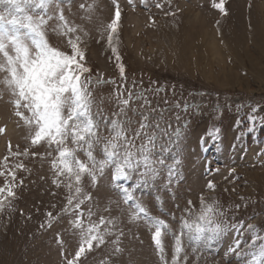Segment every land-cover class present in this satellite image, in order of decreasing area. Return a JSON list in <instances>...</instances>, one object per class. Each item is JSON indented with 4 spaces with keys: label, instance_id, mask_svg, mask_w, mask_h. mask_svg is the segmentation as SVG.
<instances>
[{
    "label": "rangeland",
    "instance_id": "rangeland-1",
    "mask_svg": "<svg viewBox=\"0 0 264 264\" xmlns=\"http://www.w3.org/2000/svg\"><path fill=\"white\" fill-rule=\"evenodd\" d=\"M219 2L56 0L45 17H52L45 27L53 47L70 53L68 38L80 36L83 63L90 69L81 79L90 78L93 111L100 112L101 120L128 121L124 127L129 138L141 131L131 148L133 159H141L140 166L120 183L134 189L150 216L169 225L171 231L163 237L169 264L175 253L173 234H179L182 219L195 221L202 195L207 202L218 203L220 219L232 227L210 248L183 237L180 264H246L249 257L229 248L237 238L251 242L254 234L264 236V0H224L227 14L213 6ZM6 7L0 5V11ZM60 10L75 32L64 34ZM117 10L110 47L107 26ZM4 75L0 73V128L5 129L0 133V170L7 175L3 167L7 157L16 186L15 198L0 211V264H66L80 240L70 222L75 213L62 211L69 195L67 180L52 168L54 145H31L29 128L14 115ZM129 93L130 104L114 117ZM249 117H254V127ZM142 123L148 126L141 130ZM215 129L219 133L213 139ZM100 134L110 137V127L102 124ZM141 145L150 149L145 154L156 168L154 176L142 175L146 169ZM25 148L28 155H15ZM78 155L86 159L82 152ZM95 155L103 158L99 147ZM17 164L24 167L17 169ZM54 179L64 183L57 187ZM210 182L214 191L207 187ZM4 183L5 177H0V186ZM81 183L92 196L81 205L85 215L90 207L93 221L104 216L117 223L108 226L112 234L105 236V243H93L77 264H162L152 239L154 228L146 219L131 218L134 209L131 202L124 203L111 168L96 185L87 176ZM48 212L54 217L51 227ZM241 249L251 251L243 243Z\"/></svg>",
    "mask_w": 264,
    "mask_h": 264
},
{
    "label": "snow or ice",
    "instance_id": "snow-or-ice-1",
    "mask_svg": "<svg viewBox=\"0 0 264 264\" xmlns=\"http://www.w3.org/2000/svg\"><path fill=\"white\" fill-rule=\"evenodd\" d=\"M56 3V0H0V5H6L0 11V73H4L2 83L11 94V104L14 115L29 128V138L32 146L41 143L51 148L55 146L56 156L52 159V168L57 177H65L67 183L65 187L69 190L67 205L62 211L75 213L70 221L73 228L79 231V247L72 258H65L66 264H77L86 250L91 251L93 243L99 246L105 243V236L111 235V228L115 227L117 221L114 218L100 216L97 221H93V211L89 207L85 215L81 205L85 201L92 200L90 193H86L82 188V179L87 176L92 185H96L104 175L106 168H111V176L114 185L121 189L124 203L131 202L134 211L131 218L148 220L154 232L153 242L160 256L162 264H169L165 259V246L163 237L170 233V227L166 221L149 215L147 208L136 199L134 189L121 184V181L129 179L131 171L140 166L141 159H133L131 148L134 147L133 140L141 135V131L136 132V136L129 138L124 127L128 121L100 118V112L93 111L94 100L88 85L90 78L81 79L84 73L89 72L84 61V51L81 48L82 40L80 36L69 37L68 45L71 52H64L58 47L50 45L46 36L47 15L49 7ZM224 0L213 6L227 14L224 7ZM157 7L162 5L157 4ZM29 9L32 10L30 14ZM43 10L40 14L36 10ZM173 14L174 13H170ZM59 20L63 22L62 27L65 33L75 32L76 29L68 26L65 21L63 11H59ZM119 11L115 13V19L107 27L110 29L108 43L112 45V34L117 31V21ZM113 48V52H115ZM120 60L119 55L116 56ZM120 73L123 76L124 67L119 65ZM99 82V81H97ZM114 83V81H113ZM159 90V89H157ZM132 94L121 100L124 106L119 116L124 113L125 108L130 104ZM188 106H185L187 111ZM147 117H145V120ZM254 127V117H249ZM105 124L111 129V136L105 137L100 134L101 125ZM148 125L140 124V129ZM253 128L250 127L249 131ZM5 129L0 128V133ZM218 136L219 129L214 130ZM209 135H213L210 133ZM148 143H153V138H148ZM99 147L102 154L101 159L95 155ZM28 148L23 153L17 152L15 155H28ZM140 153L146 169L143 176L150 172L156 175V168L151 165L148 155L150 151L145 145H141ZM83 153L86 159H81L78 153ZM33 156L38 153H32ZM51 155V153H48ZM8 158L5 157L4 170H0V177H5V183L0 186V211L3 210L5 202L11 203L9 198H15L13 188L16 186V173L8 168ZM164 164L163 159L158 161ZM23 164L15 165V168L22 169ZM171 175V170L169 172ZM11 177V182L8 177ZM22 184L23 182L20 181ZM53 183L60 186L63 180L54 179ZM140 184L137 185L139 187ZM210 190H215V186L210 182L207 186ZM192 206V202H188ZM201 208L195 221L182 219L179 234H173L175 240V253L171 264H180V253L183 251L182 239L187 236L189 241L200 243L203 246L211 247L228 229L232 227L220 219L223 213L219 211V205L213 201L209 203L202 195L200 198ZM55 207V206H53ZM194 207V206H192ZM109 209H105L108 211ZM191 215V208L189 209ZM50 218L48 227L52 226L54 219L52 212H48ZM43 226V225H42ZM103 228V231L101 229ZM252 228L251 225L248 226ZM254 232V229H253ZM260 241L257 244V241ZM58 242L63 244L62 240ZM113 241V243H117ZM251 251H243L241 244ZM116 252L121 249L117 247ZM229 252H236L249 257L246 264H264V236L254 234L251 242L242 241L237 238L234 245L229 248Z\"/></svg>",
    "mask_w": 264,
    "mask_h": 264
},
{
    "label": "bare ground",
    "instance_id": "bare-ground-1",
    "mask_svg": "<svg viewBox=\"0 0 264 264\" xmlns=\"http://www.w3.org/2000/svg\"><path fill=\"white\" fill-rule=\"evenodd\" d=\"M264 40V39H263ZM263 47V46H262Z\"/></svg>",
    "mask_w": 264,
    "mask_h": 264
}]
</instances>
